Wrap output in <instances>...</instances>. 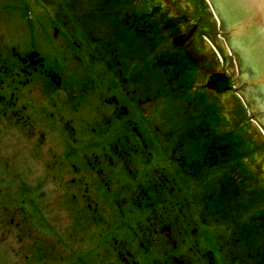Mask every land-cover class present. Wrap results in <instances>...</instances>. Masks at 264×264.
Instances as JSON below:
<instances>
[{"label":"flooded vegetation","instance_id":"flooded-vegetation-1","mask_svg":"<svg viewBox=\"0 0 264 264\" xmlns=\"http://www.w3.org/2000/svg\"><path fill=\"white\" fill-rule=\"evenodd\" d=\"M83 1L92 5L93 0ZM72 8L74 13L69 7L57 10L62 19L65 13L72 14L77 25L69 27L73 32L63 31L65 36L60 30L67 22L62 20L63 25L53 28L54 38L62 42L57 43L60 48L53 62H47L39 53L35 55L36 45L26 53L8 46L9 56L19 67L7 75L14 84L8 81L0 97L3 101L11 98L10 108L16 109L17 85L33 86V101L22 109L30 110L34 117L38 115L40 122L47 116L43 100L50 101L58 112L80 114L77 127L70 119L53 127L64 134L62 143L67 151L62 160L75 161V178L70 182L77 184L72 194L76 229L69 233L76 247L72 254L75 264H193L192 255L198 264H264V211L257 217L253 207L255 200L264 204V189H247L250 184L237 189L235 177L243 164L251 174L255 160L245 150L243 157L239 156V148L234 147L238 134L233 126L222 136L218 133V104L223 100V91L227 94L224 75L213 68L215 74L211 77L215 81L209 79L210 92L200 90L195 95L194 87L188 88L185 83L176 87L173 74L161 87L156 69L159 65L148 69L150 73L145 78H150L145 83L143 74L137 72L141 69L139 60L126 70L108 42L95 56L94 46L100 38L108 40L109 33H98L95 27H86L77 20L91 10L79 3H73ZM132 29L139 42L140 31ZM116 30L115 33H126V27ZM31 34L30 30V39ZM49 40L54 44L53 39ZM63 43L72 46L73 53H64ZM179 50V61L195 64L189 56L196 55L188 47ZM102 53L106 57L101 58ZM7 58L3 65L8 64ZM202 58L205 69L214 66L211 55L198 57ZM21 76L24 80H17ZM226 106L231 113L236 110L230 96ZM85 111L92 113L87 119ZM248 141L255 146L257 139ZM57 167V174H61L63 167ZM122 173L127 180H121ZM27 189L40 191H35L38 198L26 196L21 202V207L28 200L32 205L31 213H25L26 220L30 224L36 221L43 227L40 229L48 228L42 183ZM100 204L108 209V219L99 216ZM32 215L38 217L33 219ZM10 224L20 226L19 222ZM25 230L26 234L16 231L12 236L17 241L27 238L29 254L47 257L49 251L43 239ZM64 240L69 239L57 242Z\"/></svg>","mask_w":264,"mask_h":264},{"label":"rangeland","instance_id":"rangeland-1","mask_svg":"<svg viewBox=\"0 0 264 264\" xmlns=\"http://www.w3.org/2000/svg\"><path fill=\"white\" fill-rule=\"evenodd\" d=\"M93 1L105 3L104 0ZM120 1L124 2L120 3ZM80 2L82 1L0 0V43L1 47L3 46L2 52L5 54L4 57H8L9 70L14 69L18 71L17 68L19 67L17 61H13V59L9 57L10 51L8 52V46L11 44L14 45L20 53H26L27 50L25 49H30L36 45L38 47V53L41 54L47 62H53L57 56L59 47L57 43H62L59 38H54L53 28L56 27L55 19L60 24H62V20L67 22L65 29L60 30L63 36H65V34L62 33L63 31L73 32V29H69V27L77 25L75 21L68 19L67 13L64 14L66 16L65 18H60L59 20L57 17V10L60 9V7L67 10L66 8L69 7V3L72 7L73 3L77 4ZM161 3H163L162 7H158L157 5ZM168 3V0H118L116 4L118 6H115L119 9L121 15L126 13L128 16H131L128 20L133 23L132 25H134L138 31L141 32L144 26L145 36L143 35V37H141L143 40L142 44L145 48H150V53L146 57H143V55L140 56L139 60L143 63V68L139 71L141 74L148 73V71L145 70L146 66H155L163 59H168V57H164V54H162L164 53V48L170 42V38L171 40L178 38V31L177 28H175V23L179 18L175 13V7L179 10L176 12L181 17L183 14L193 13V0H175L174 7L172 2H170L172 5L170 9L168 8ZM197 3L198 2L195 0L196 5ZM56 5H58V8ZM199 8H201V5L195 7V10ZM73 11L74 9L71 8L70 13H74ZM201 11L203 13L202 9ZM164 14L169 16L172 14V18L170 17L171 22L166 20ZM46 15L49 18L51 17L47 22L52 19L54 20L46 24L49 29L47 32L42 33L36 20L40 21V19H47ZM79 20L89 27H95L98 33H104V31L109 33L108 40L105 41L103 38H100L99 42L94 46L96 56H98V52H103L102 45L105 42H108V47L115 51L117 57L122 61V65H127V59L133 58L131 56L136 55V51L124 42L125 35L123 34L122 36L119 32L115 33L117 31L116 29L111 30V27L113 28L116 26V17L113 13L111 15H106L102 11L95 10L87 16H80ZM151 21L152 24L155 25V28L152 36L146 37L145 31L149 29L146 25L150 24ZM32 26L34 28L32 30V38L30 39L29 30H31ZM206 29H209V32L213 34V40L220 46L217 47V50L224 54V73H226L229 84L235 88V92L243 105L242 111L237 114L234 112L230 114L227 113L225 109L218 108L221 117L219 121L221 129L218 130V133L220 136L224 135L229 131L230 127L235 124L234 127H238L239 134H242V140L240 139L241 137L238 138V136H235L237 142L235 141L234 143V147H238L240 150L239 154L241 155L239 156L243 157V151L245 150L247 155L251 156V158L256 161L254 165L255 168L252 170L251 174L249 172L250 170H247L245 168L246 165L243 164L241 173L235 175L237 179V189L246 184H250V187L246 185L247 189H257V191L264 189V169H262V165L264 164V145L255 147L252 145L251 141H248V139L252 138V133H250L252 127L248 126V121L255 126L260 125L264 128V114L262 111H256L255 108L248 104L250 96H253V93L244 75H241L242 72L240 75L243 80L240 81L239 78V82L237 81L238 77H240L238 70L241 69L238 63L231 62L225 50L221 32H215V26L208 23H206ZM37 30L40 32L39 35L36 33ZM180 30L184 31V29ZM73 35L77 37L76 34ZM36 36L39 38L34 40ZM49 38L55 41L54 44L50 42ZM195 39L196 37L193 36V40ZM62 45L64 51L66 50L65 52L63 51L64 53L67 51L69 53L74 51L72 48H67L68 46H66L65 43ZM195 46L197 48H202V51L199 50V54L203 55L208 51V48L211 47V44L207 41V44L204 43L205 47L199 44ZM86 47L89 50L91 49L90 45ZM99 56L101 58L106 57L104 53ZM142 57L143 59H141ZM197 60L199 59L196 55V61ZM1 62L0 67H2L4 71L0 70V91L3 90V87H6L8 81L12 82L9 76H7L10 75L11 72L4 74L7 67ZM204 76L203 67H200L197 63L194 75L186 77V79L189 80V84H194L193 90L195 92H200V86L201 83H203L202 78H204ZM17 80H24V76L17 77ZM18 82H16V85ZM12 84L14 83L12 82ZM17 88L19 89V95L15 98L16 109L10 108L11 98L8 99L6 97L3 101V98L0 97V243H2V246H0V264H75L77 261L72 257V254L76 247H73L75 244L73 236L69 235V233H73V229H76V210L72 194L77 184L70 182V179L75 178L74 169H72L75 161L62 160L63 155L67 151V146L62 143L64 134L62 135L58 128L54 129L53 127L56 126L57 122H64L66 119H70L69 121L77 127L80 114L68 110H63V113L58 112L55 108L56 106L54 107L50 101L45 102L43 100V106L42 103L38 104L42 106L47 116H43V122H40L41 119L37 114V117H34L33 114H30V110L27 109L24 111L22 109L23 105H28V103L33 101V86L28 88L25 87V85H17ZM246 91L250 92L251 95H246L245 97V94H247ZM5 94L8 95L7 92H5ZM188 96L185 98L187 99ZM53 97L56 98L55 95H53ZM233 98L236 101L238 100L236 95H234ZM18 111L19 113L16 117L15 114ZM49 112H52V115ZM146 113H149V111H146ZM85 114L88 115L86 119L92 115L91 111H85ZM240 117H243L245 122L237 124L236 118L238 119ZM245 123L246 125L243 126ZM225 162L226 161H222V164ZM56 165L63 167L61 174H57L58 167ZM132 165L135 167V163ZM246 176L249 177L248 180H246ZM119 177L122 181L127 180L123 173L119 174ZM41 179H43L42 182ZM39 182L42 183L43 186L41 194L44 195V203L42 206H44L43 210L47 217L48 226V228L44 229H39V227L43 228L41 225L37 228V222H31L30 224L25 218V211L29 213L32 211L31 202L28 200L22 207V204L19 203V201H25L26 196H35V191L33 189H27V187L39 185ZM90 184L91 182L89 185ZM253 207L258 212L257 217L263 216L264 204H262L261 200H255ZM18 209H22L23 212L21 213V210ZM97 212L102 219L109 218L108 209L101 204L98 205ZM244 215L249 216L248 213ZM12 217H14L15 221L19 220V227L8 226L9 219ZM37 217L38 216L35 215L33 219ZM259 226L261 225L259 224ZM25 229L35 236H40L39 239H43L42 243L45 242V247L49 251L47 257L41 258L34 253L31 257H28V259L22 257L25 256V252L31 253L29 251V241L26 237L21 241H17L18 239L14 235L12 236V233L16 231H25L26 234ZM35 236H28V238L32 237V241H36L37 238ZM58 239H69L70 241L66 240L68 242H65L64 240L63 243H58ZM14 247L19 249L20 252L17 254L14 253ZM190 258L193 264H198V261L193 258V255ZM101 264H109V262L107 261V263H104L103 261Z\"/></svg>","mask_w":264,"mask_h":264},{"label":"water","instance_id":"water-1","mask_svg":"<svg viewBox=\"0 0 264 264\" xmlns=\"http://www.w3.org/2000/svg\"><path fill=\"white\" fill-rule=\"evenodd\" d=\"M214 2L215 3L213 4L216 5L217 9H215L213 5H208V12L209 14L211 13V16H208L206 8L201 6L204 13L203 18H201L204 20V22L215 26V32H221L224 47L231 62L238 63L240 69L242 68V66L244 69L245 63L242 58V56L244 55L242 54L241 56V54L234 47L232 36L228 33V23L226 21L225 23L222 22L223 26L221 25L219 27L218 21L221 22L222 18L224 20H229V18H225L226 12H230L231 14V12L234 11L233 15L235 24L231 26V31L233 30L245 38V40L242 38L241 40L243 45L245 46L249 63H251L252 65H256V67L261 68L264 71V0H214ZM230 7H232L233 9ZM217 13L219 14V17ZM253 36H256V38L253 39ZM244 76H246V74H244ZM251 76L253 77L251 78V80H253L254 72L251 73ZM248 77L249 75L246 76L245 79L253 95L256 94V86H258V92H261V89L263 87H261L260 84H256L255 87L250 86L252 81H250ZM258 82L264 85L263 80H258ZM261 104L262 106H264L262 102ZM262 113L264 114L263 111Z\"/></svg>","mask_w":264,"mask_h":264},{"label":"bare ground","instance_id":"bare-ground-1","mask_svg":"<svg viewBox=\"0 0 264 264\" xmlns=\"http://www.w3.org/2000/svg\"><path fill=\"white\" fill-rule=\"evenodd\" d=\"M132 57H135L134 55ZM149 79V78H148ZM145 82V81H144ZM252 131H258V127L255 125H252Z\"/></svg>","mask_w":264,"mask_h":264}]
</instances>
